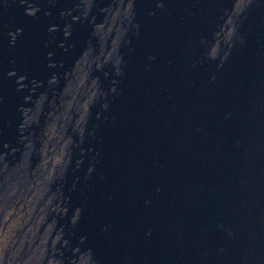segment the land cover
Listing matches in <instances>:
<instances>
[{"label": "water", "instance_id": "obj_1", "mask_svg": "<svg viewBox=\"0 0 264 264\" xmlns=\"http://www.w3.org/2000/svg\"><path fill=\"white\" fill-rule=\"evenodd\" d=\"M111 45L48 184L55 256L264 264V0H0V179L37 158L65 70Z\"/></svg>", "mask_w": 264, "mask_h": 264}, {"label": "flooded vegetation", "instance_id": "obj_2", "mask_svg": "<svg viewBox=\"0 0 264 264\" xmlns=\"http://www.w3.org/2000/svg\"><path fill=\"white\" fill-rule=\"evenodd\" d=\"M116 13L115 10L112 12L110 21L101 35L99 34L100 44L101 36H106L112 30V20ZM103 25L104 22L96 24L95 29L99 30ZM113 41L112 39L111 44ZM112 48V45L108 50L100 48V51L94 54L85 50L74 66L65 70L63 84L71 77L72 71H75L73 83L77 89L76 93L85 85L95 84V77L89 76V69L98 68L106 62ZM91 94L92 90L82 102L83 110L86 109ZM67 102L66 99L61 101L58 104V115L48 119L38 147L34 150L37 158L32 165L26 168L23 164L29 163L20 159L17 162L19 169L11 167L12 169H8V173L0 179V264H65L55 256L60 232H54L52 214L59 208L53 201L52 193L48 192V184L53 182L56 170L64 164L66 146L70 142V138L64 135V129L66 120H71L66 117L75 104ZM64 110L65 116L62 115ZM82 114L83 112L80 113ZM79 118L80 116L77 120ZM57 119L58 121L53 123ZM10 174L14 179H11ZM71 264L88 263L84 255H79L72 258Z\"/></svg>", "mask_w": 264, "mask_h": 264}, {"label": "bare ground", "instance_id": "obj_3", "mask_svg": "<svg viewBox=\"0 0 264 264\" xmlns=\"http://www.w3.org/2000/svg\"><path fill=\"white\" fill-rule=\"evenodd\" d=\"M108 30H109V26L107 27V33H108ZM99 51H100V49H99ZM75 74V71H72V73H71V77L65 82V84L63 85V88H62V98L61 99H59V102H58V104L61 102V101H63L64 99H66L68 102H70V103H73V104H76V95H77V89H75V87H74V83H73V75ZM77 85V84H76ZM81 90V89H80ZM67 102V103H68ZM64 103V102H63ZM66 103V102H65ZM64 108V107H63ZM69 108V107H68ZM65 111L66 110H64L63 112H62V115H64L65 116ZM60 112V108H59V106L57 105L56 106V110L55 111H51L50 113H49V115L48 116H50V117H55V116H57L58 115V113ZM73 112L74 111H72V110H70L69 111V113H68V116L66 117V118H69V119H73V117H74V115H73ZM49 117V118H50ZM58 121V119L57 120H54V122L53 123H55V122H57ZM61 121V120H60ZM61 124V123H60ZM48 127V126H47ZM60 129H61V126L59 127ZM49 138V137H48ZM12 169V168H11ZM13 169H19V165H15V167L13 168ZM17 173V172H16ZM11 175V174H10ZM24 177V176H23ZM11 179H14V177L11 175ZM18 180V179H17ZM15 184V183H14ZM28 186V185H27ZM40 187V186H39ZM15 188V187H14ZM14 190V189H13ZM1 191V190H0ZM21 191V190H20ZM23 191V190H22ZM38 192V191H37ZM4 196V195H3ZM3 200V199H2ZM2 202V201H1ZM36 211V210H35Z\"/></svg>", "mask_w": 264, "mask_h": 264}]
</instances>
